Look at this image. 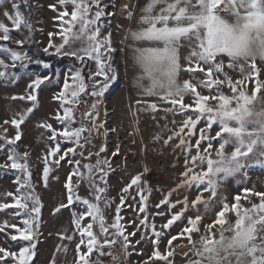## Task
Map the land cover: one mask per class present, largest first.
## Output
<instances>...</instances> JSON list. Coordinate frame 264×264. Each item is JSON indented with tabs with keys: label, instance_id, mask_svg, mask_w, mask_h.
<instances>
[{
	"label": "snow or ice",
	"instance_id": "snow-or-ice-1",
	"mask_svg": "<svg viewBox=\"0 0 264 264\" xmlns=\"http://www.w3.org/2000/svg\"><path fill=\"white\" fill-rule=\"evenodd\" d=\"M7 3L8 0H0V8L4 9L3 15L11 22L12 28L0 22V41H14L23 49L25 44L33 42L31 12L25 15L16 0H12L10 12L5 7ZM23 3L29 5V0H23ZM58 4L62 8L56 16L60 21V32L48 34L49 41L43 51L49 56L72 57L80 63V67L74 71L69 69L71 75L65 74L63 90L54 97L61 101L62 107L69 105L63 107L62 115L58 112L55 116L62 128H53L50 123L40 125L49 131L48 139L55 143L44 157L43 182L47 187L51 171L49 157L53 158L51 163L56 165L66 158L75 165L65 184L67 203L61 204L56 211L59 212L61 208L71 209L77 202L85 206L79 214L72 212L73 223L80 237L76 245L77 264H101L99 259H92L93 253L109 257L112 264H122L121 254L113 253L112 249L120 244L125 257L130 255V237L136 236V231H127L125 224L121 223V209L126 204V196L123 194H129L130 189L136 186L142 205L138 211L145 213L141 223L148 228L147 196L141 185L144 183L142 177L149 169L145 167L122 188L123 194L119 196V203L115 208L114 222L108 225L105 209L111 207L113 198L108 196L107 177L114 171L113 158L120 155V148L117 145L114 151L102 157V153L108 152L104 145L98 152L89 153L87 157L84 155V149L92 143L93 133L99 134V130L104 128V136L107 137L109 132L103 123L97 124V121L99 105L112 82L117 79L111 55L115 52L112 32L109 30L102 35L104 18L115 13L105 11L103 0H58ZM49 7L57 11L56 5ZM124 9L127 11V19L132 20L134 12L128 5ZM139 23L145 27L129 29V37L135 42H147L151 46L133 49L135 63L141 70L136 81L137 87L145 95L156 96L170 105L164 109L165 112L185 116L178 129L172 130V135L164 140L167 145L178 139L177 147L185 154L184 170L180 173V182L156 207L168 205L169 209H176L177 205H181V210L172 213L162 228L171 229L173 224L182 219L186 220V224L179 233L170 235L166 240L167 250L164 253L160 251L162 233L156 231L155 224H152L150 227L154 237V251L143 264H150L151 260L172 264L170 257H174L175 253L173 241L181 238L187 239L193 254L198 257L189 264H264V191L245 187L242 190L243 196L235 195L234 202L231 203L228 197H221L216 218L204 225L202 233L200 228L210 201L217 198L225 181L238 175L247 177L248 170L253 165L264 169V67L257 63L259 61L260 65H264V0H149L142 9ZM13 30L23 35L20 38L14 37L11 34ZM53 35H60L61 42L53 43ZM77 44L79 46L75 47ZM182 48L188 49L183 63L180 54ZM0 55L11 60L9 65L0 58V79L4 80L19 79L15 72H8L9 67L27 69L28 64L33 62L27 52L18 51L7 44L0 45ZM88 61L94 62L95 70ZM34 62L43 64L44 69L51 67L38 59ZM85 67L88 69L87 76L84 75ZM236 70L239 71L240 78L234 80L229 71ZM181 73L187 74L188 78L181 80ZM54 75L59 80V73ZM52 79L53 76L47 74L36 75L28 85L31 91L27 96L12 97L13 100L30 101L33 107L19 114L18 119L3 122L4 125L11 124L15 128V135L12 138L0 136V139L13 146L7 156L10 163L0 164V169L11 168L19 173L15 182L18 185L16 191L20 195L7 193L14 203L0 204V211L17 209L14 215L23 216V227L7 221L0 225V233L4 234L6 244L9 241L19 242L18 245L10 244L9 247L0 246V264H32L36 255V230L43 205L32 183L29 153L21 154L15 146L22 138L21 125L38 105L37 90ZM145 80L148 81L147 86L143 84ZM249 83L253 85L251 92L248 89ZM225 87L230 94H225ZM82 94L95 100L89 110L80 114L79 126L73 127L77 123L76 107L80 104L87 106V101L81 100ZM141 103V100H137V104ZM257 103L260 105L259 109L256 108ZM148 109L152 112L160 110L157 103H150ZM172 123L175 124L176 121L173 120ZM7 131L5 128V134ZM110 131L114 132L116 129ZM161 138L157 136L155 140L159 141ZM61 140L72 146L62 150ZM229 146L232 150L226 151ZM77 155L87 160L95 155L96 162L84 164L85 171H82L80 161L72 159ZM21 176L26 179L21 180ZM73 177L78 178L75 185ZM81 182L87 183L92 199L82 198L76 191ZM200 186L203 189L191 201V205L187 195H184L182 201H171L173 193H178L181 188L191 190L193 187L199 189ZM25 188L28 191L22 192L21 189ZM148 192L150 195V188ZM204 192L209 194L208 200L203 198ZM252 196L257 197L259 203H253ZM130 198L136 199L134 196ZM242 199L251 206L244 207ZM201 204L204 206L203 212L198 207ZM190 206L195 215L185 217ZM127 207L132 205L128 204ZM228 214L235 215L234 223H230ZM89 218L90 222H86ZM131 223H135V220ZM217 225L218 234L213 231ZM96 228L99 235L94 230ZM7 229H14L16 234L6 231ZM193 233H201L198 241L193 239ZM101 236L103 239H100ZM64 238L71 240L74 237ZM144 238L146 237H141ZM16 247L19 248L18 251L10 250ZM105 248L108 249L107 252L104 251Z\"/></svg>",
	"mask_w": 264,
	"mask_h": 264
},
{
	"label": "rangeland",
	"instance_id": "rangeland-1",
	"mask_svg": "<svg viewBox=\"0 0 264 264\" xmlns=\"http://www.w3.org/2000/svg\"><path fill=\"white\" fill-rule=\"evenodd\" d=\"M12 0H8L5 5L8 11L11 9ZM17 3H19L16 0ZM149 0H103V6L106 12H113L115 15L105 17V28L102 31V35L107 31L112 32V45L115 48V52L111 53L113 57V67L117 72V79L112 82L108 91L103 97V102L99 105V120L97 124L103 123L105 128L109 129L107 137L104 136V128L99 130V134L93 133L92 143L87 145L84 149L85 157L89 153H96L101 146L106 145L108 152L102 153L101 156H107L115 150L118 145L120 148V155L113 158V168L107 177L109 191L108 196L113 198L111 207L107 208V224L111 225L115 219V208L119 203V196L122 195V188L130 183V180L137 174L141 173L145 167L149 169L147 173L142 177L144 183L141 187L144 189V195L147 196V224L148 228L141 223L145 213L138 211L140 204L139 196L137 195L136 186L130 189L129 194H123L126 196V204L121 209L120 215L123 217L121 223L125 224L127 231H136V236L130 237L132 241V247L129 249L130 255L126 256L121 251V245L117 244L113 249V253L121 254L122 264H143L144 260L148 259L154 251L152 240L154 239L151 231V225L155 224L156 231L162 233L160 251L166 252V240L170 238V235H176L179 233L186 224V220L177 221L173 224L171 229H164L162 225L167 222L171 214L181 210V205H177L176 209H169L168 205H162L157 208L156 205L166 197L167 193L171 191L180 182V173L184 170V153L179 147H177L178 139H174L171 143L165 145L164 140L169 135H172V130L178 129L180 122L185 118L183 115H174L171 112H165L164 109L170 107V105L163 103L156 96H147L144 94L141 88L137 87V77L140 75L141 70L136 65L134 60L133 49L136 47L151 46L147 42H135L129 37V29L138 30L144 25L139 23L142 15V9L147 5ZM35 5V19L34 25L36 29L35 43L38 48L43 51V48L47 46L49 41V33L60 32V21L56 19L58 11L62 10L58 4V0H33ZM50 5H56L57 11H53ZM128 5L129 9L134 12L132 20L127 19V11L124 6ZM4 9L0 8V22L5 23L9 28H12L11 22L8 21L3 15ZM71 11V7H69ZM53 43H60L62 37L60 35H53L51 37ZM13 45H16L14 41H9ZM78 47L79 44L74 45ZM21 51L20 49H16ZM26 52L25 50H22ZM51 51V50H50ZM44 52V51H43ZM188 49H181V62L183 63V57L187 55ZM0 58L5 60V63L11 65V60L7 56L0 55ZM33 60V59H32ZM33 60L28 64L27 69H22L19 66L13 69L9 67L8 72H15L19 79L16 80H4L0 79V136H6L12 138L15 135V128L11 125H4L5 120H11L12 118H19V114L23 113L27 108L33 107L32 102L27 100H13L12 97L27 96L31 91L28 85L32 82L36 75H50V68L44 69L43 64H39L41 67L39 70L31 69L37 66ZM43 62V61H42ZM45 63V62H44ZM259 66L260 62H257ZM90 65L95 70L94 62L90 61ZM76 67L69 66L60 69L59 80L56 77L50 82H45L37 90L38 105L35 110L28 116L24 124L21 125L22 138L17 143L16 150L23 154L28 152L29 170L32 172V183L35 187L36 193L39 195L42 202L41 215L39 218V227L36 230V255L32 259V264H77V252L76 245L79 243L80 237L76 231L73 223L72 212L77 214L84 210V205L74 203L72 208H61L59 212L56 209L61 204L67 203V191L65 184L69 173L75 168V165L67 160V158L60 162L59 165L51 163L52 157H49V167L51 171L48 176L47 187L43 182V169L45 166L44 157L50 147H54L55 143L48 139L50 135L49 131L43 127H40L42 123H50L53 128L61 129L55 116L59 112L63 114V107H69V105L61 106V101L54 97L63 90V80L65 74L71 75L69 69L75 70ZM226 71H228L226 69ZM229 75L233 79L240 78L238 70L229 71ZM188 76L185 73H181L180 79H187ZM264 78V73H262ZM101 79V78H98ZM71 83V81H69ZM145 86L148 85V81H143ZM253 85L248 84V89L251 92ZM225 94H230L227 87L224 88ZM87 106L80 104L75 109L77 117V123L73 127L79 126L80 114L89 110V106L94 102L95 98L88 96ZM137 100H141V104H137ZM188 102V98H186ZM150 103H157L159 111L152 112L148 109ZM260 105L257 103L256 108L259 109ZM176 123L173 124L172 121ZM203 123V121L201 122ZM91 126V125H89ZM167 126V127H165ZM8 131L5 134L4 129ZM216 126H214L215 130ZM116 129V131H110ZM85 136L87 133L84 134ZM162 137L159 141L155 140V137ZM57 139H61L57 137ZM4 140V139H3ZM5 141V140H4ZM62 150H66L72 146L61 140ZM12 145L6 142L0 143V164L10 163L7 161V156L12 148ZM231 147L226 151H231ZM215 151V149L213 150ZM126 158V167H125ZM73 160H79L81 163V170L86 163L95 164L96 157L92 156L91 160H87L77 155L72 158ZM15 170L0 169V204L14 203L12 197L7 193L11 192L13 196H19L20 193L16 191L18 185L15 182L17 176ZM21 180L26 177L21 176ZM77 177H73V185L77 182ZM255 189L256 191H264V169L259 166L253 165L249 168L248 176H235L230 177L224 182L223 186L218 193L216 199H212L209 204V209L204 219L201 222V233L204 231V225L211 223L215 218V214L219 211V201L221 197H228V201L234 202L233 197L237 194L243 196V188ZM151 189L149 195L148 189ZM203 186L199 189L193 187L191 190L181 188L178 193H173L171 201L183 200L184 195L188 196L189 204L200 194ZM21 191H28V189H21ZM80 197L92 199L89 188L86 182H81L76 189ZM136 197L132 200L130 197ZM205 200L209 199L207 192L203 193ZM253 203H259V199L255 196L251 197ZM131 204L132 207H127ZM241 204L244 207H250V203L244 199L241 200ZM31 207V205H29ZM201 212L204 211V206L198 205ZM17 209L8 208L0 211V225H3L5 221L9 224H16L17 227L22 228L21 223L23 216H16L14 213ZM157 213H165V215H157ZM195 211L189 207V211L185 213V217L194 216ZM230 223L235 222V215L228 214ZM135 220V223L131 221ZM90 222V218L89 221ZM227 227V225H225ZM99 235L98 228L94 229ZM219 225L214 232L218 234ZM6 231L16 234L14 229H7ZM201 233H193V239L199 240ZM230 235V233H226ZM74 237L71 240L64 237ZM146 237L141 239V237ZM100 239H103L101 236ZM139 241V243H136ZM10 244H19V242L5 243L4 236L0 234V246L9 247ZM184 245V246H181ZM172 247L175 249L174 257H170L172 264H189L190 261L198 259L193 252L191 245L188 244L187 239L181 238L173 241ZM10 250L18 251L19 248H11ZM108 251L107 248L104 249ZM187 254V255H185ZM92 259H99L101 264H112L111 260L107 256H99L97 253H93ZM150 264H164V262L151 260Z\"/></svg>",
	"mask_w": 264,
	"mask_h": 264
},
{
	"label": "trees",
	"instance_id": "trees-1",
	"mask_svg": "<svg viewBox=\"0 0 264 264\" xmlns=\"http://www.w3.org/2000/svg\"><path fill=\"white\" fill-rule=\"evenodd\" d=\"M20 4L21 10L25 13V15H28L29 12H31V22L33 24V33H32V43H27L24 45L23 49L20 48L19 45H13L12 43L0 41V45L7 44L10 47H13L15 49L25 50L30 57H32L33 60H41L45 63H48L51 65L50 67V76H53V79L55 78L54 73H57L60 69L74 66V67H80V63L77 62L72 57H57V56H49L48 54L41 51L38 46L35 43V37H36V29L34 25V19H35V5L33 3V0H29V5H25L23 3V0H17ZM14 37L20 38L23 33H17L14 30L11 33ZM88 64L90 65V61H88ZM41 67L39 65L32 67L31 69L39 70ZM88 69L85 67L84 75L87 76ZM52 79V80H53ZM82 101H88L87 94H82L81 96ZM5 141L3 139H0V143H4ZM105 209V216H106V222L108 221L107 215H106ZM4 236L3 233H0Z\"/></svg>",
	"mask_w": 264,
	"mask_h": 264
}]
</instances>
